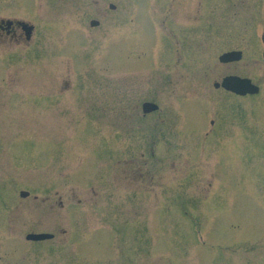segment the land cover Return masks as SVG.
Returning <instances> with one entry per match:
<instances>
[{
	"label": "rangeland",
	"instance_id": "rangeland-1",
	"mask_svg": "<svg viewBox=\"0 0 264 264\" xmlns=\"http://www.w3.org/2000/svg\"><path fill=\"white\" fill-rule=\"evenodd\" d=\"M0 18L35 27L0 41V264H264V0H0Z\"/></svg>",
	"mask_w": 264,
	"mask_h": 264
},
{
	"label": "water",
	"instance_id": "water-1",
	"mask_svg": "<svg viewBox=\"0 0 264 264\" xmlns=\"http://www.w3.org/2000/svg\"><path fill=\"white\" fill-rule=\"evenodd\" d=\"M24 29L27 31V35L30 38L32 31L34 29V26H30L27 23L21 22L20 23ZM243 58V52L242 51H231L228 53H224L220 57V61L222 63H230V62H236L240 61V59ZM223 86L225 89L230 90L234 93H237L239 95H247V94H258L260 92V88L253 84L252 79H243L240 77H227L223 80L222 84H216V87ZM158 106L154 103H145L144 104V112L149 113L155 110H158ZM23 195V194H22ZM24 196V195H23ZM54 235L52 234H29L27 236L28 240L33 241H43L47 239L53 238Z\"/></svg>",
	"mask_w": 264,
	"mask_h": 264
},
{
	"label": "flooded vegetation",
	"instance_id": "flooded-vegetation-1",
	"mask_svg": "<svg viewBox=\"0 0 264 264\" xmlns=\"http://www.w3.org/2000/svg\"><path fill=\"white\" fill-rule=\"evenodd\" d=\"M115 7L116 5H112L111 9H115ZM18 23H19V20H16V19L10 20V19L0 18V41L5 40V39H10L12 41L16 40L17 42H19L21 39H24V38L25 40L30 41V38L26 36V32L24 31L25 29ZM96 24L99 25V21L97 20L91 21V26L95 27L97 26ZM21 29H23L24 33L21 32Z\"/></svg>",
	"mask_w": 264,
	"mask_h": 264
}]
</instances>
